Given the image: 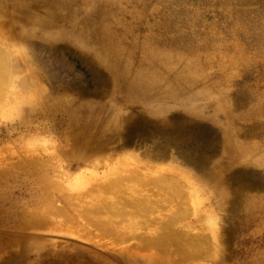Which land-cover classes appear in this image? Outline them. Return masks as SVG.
I'll return each mask as SVG.
<instances>
[{
  "label": "rangeland",
  "instance_id": "obj_1",
  "mask_svg": "<svg viewBox=\"0 0 264 264\" xmlns=\"http://www.w3.org/2000/svg\"><path fill=\"white\" fill-rule=\"evenodd\" d=\"M0 53V264H264V0H0Z\"/></svg>",
  "mask_w": 264,
  "mask_h": 264
},
{
  "label": "bare ground",
  "instance_id": "obj_2",
  "mask_svg": "<svg viewBox=\"0 0 264 264\" xmlns=\"http://www.w3.org/2000/svg\"><path fill=\"white\" fill-rule=\"evenodd\" d=\"M1 53H0V94H2V92H3V90L5 89L4 88V86L6 85L7 86V81H8V79H9V76H10V74L11 73H13V72H11V69L13 70V68L11 67L10 68V63H8L9 65L7 66L4 62H2V60H3V55H2V57H1ZM7 59V58H6ZM7 90V89H6ZM6 91H4L3 93H5ZM36 93V92H35ZM6 95V94H5ZM2 97H4V96H1V98ZM5 98V97H4ZM8 99V98H7ZM2 101V100H1ZM3 104V103H2ZM56 175V174H55ZM128 178V177H127ZM165 178V177H164ZM50 180V179H49ZM116 181V180H115ZM157 182H166V180L165 179H163V178H159V179H157L156 180ZM169 181V180H168ZM167 181V182H168ZM58 182V181H57ZM170 182V181H169ZM46 183V182H45ZM171 183V182H170ZM112 184V183H111ZM110 184V186H112ZM45 186V185H44ZM114 186V185H113ZM170 186V185H169ZM67 194V193H66ZM147 197V196H146ZM145 196L144 197H141V199H143V198H146ZM149 198L150 197H147L146 198V200H147V202H150L149 201ZM45 199V198H44ZM112 200V199H111ZM168 200V199H167ZM113 201V202H112ZM111 202H112V204L114 205H112V204H110V209H111V212L112 213H114L115 212V208H117L116 207V205H115V203H116V201L117 200H112ZM103 202H104V199H103ZM143 202V201H142ZM105 203V202H104ZM133 203H134V205L135 206H137V207H141V200H140V198H137V199H135L134 201H133ZM119 204V203H118ZM146 204V203H145ZM148 204V203H147ZM142 205H143V203H142ZM92 206V205H91ZM103 206V205H102ZM153 206V205H152ZM108 207H107V205H106V209H107ZM109 209V208H108ZM118 211V210H117ZM119 212V211H118ZM43 220V219H42ZM41 220V221H42ZM51 220V219H50ZM38 221V220H37ZM57 222V221H56ZM106 222H107V220H106ZM53 224V223H52ZM105 224V223H104ZM103 224V225H104ZM100 225V224H99ZM28 226V225H27ZM33 226H34V224H33ZM38 226V225H37ZM106 226V225H105ZM68 227V226H67ZM107 227V226H106ZM106 227L105 228H102L101 230H102V232L103 233H105V234H109V235H111L110 234V232L112 233V231H113V229L111 230V229H106ZM101 228V227H100ZM166 229V228H165ZM119 231V230H118ZM113 232H115V230L113 231ZM93 233V232H92ZM163 234V233H162ZM127 235V233H121L120 234V236H121V238H123V237H127L126 236ZM140 237V236H139ZM165 238H163V235L161 236V238L158 236L157 237V239H154V240H149L146 244H148V246H149V244H153V245H155V243L157 244V245H161V244H163V243H165L166 242V236H164ZM168 237V236H167ZM171 237V236H170ZM170 237H168V238H170ZM144 239V238H143ZM188 239V238H187ZM167 242H168V240H167ZM195 244V243H194ZM138 245V244H137ZM143 246H144V244H143ZM142 246V247H143ZM167 246V245H166ZM192 246V245H191ZM186 247V246H185ZM182 248V247H181ZM189 248H190V246H189ZM192 248V247H191ZM174 253V252H173ZM191 253V252H190ZM194 254V253H193ZM202 255V254H201ZM177 257V256H176ZM175 258V257H174ZM184 258V257H183Z\"/></svg>",
  "mask_w": 264,
  "mask_h": 264
}]
</instances>
